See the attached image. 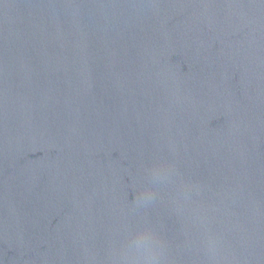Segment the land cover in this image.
<instances>
[{
  "label": "water",
  "instance_id": "obj_1",
  "mask_svg": "<svg viewBox=\"0 0 264 264\" xmlns=\"http://www.w3.org/2000/svg\"><path fill=\"white\" fill-rule=\"evenodd\" d=\"M145 226L168 264H264V0H0V264Z\"/></svg>",
  "mask_w": 264,
  "mask_h": 264
},
{
  "label": "clouds",
  "instance_id": "obj_2",
  "mask_svg": "<svg viewBox=\"0 0 264 264\" xmlns=\"http://www.w3.org/2000/svg\"><path fill=\"white\" fill-rule=\"evenodd\" d=\"M150 182L154 185L171 181V168L165 165L154 166L148 171ZM156 199V193L146 189L140 195L139 203L151 204ZM209 251L214 248V242L209 239ZM112 264H168L165 246L158 233L145 226L129 233L119 251H114Z\"/></svg>",
  "mask_w": 264,
  "mask_h": 264
}]
</instances>
